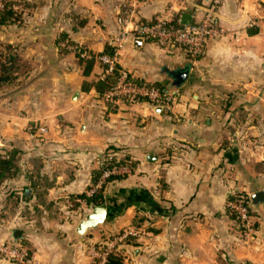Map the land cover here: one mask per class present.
<instances>
[{
  "label": "crops",
  "instance_id": "1",
  "mask_svg": "<svg viewBox=\"0 0 264 264\" xmlns=\"http://www.w3.org/2000/svg\"><path fill=\"white\" fill-rule=\"evenodd\" d=\"M8 1L0 152H20L15 184H32V214L48 215L0 225V240L27 244L32 261L23 264H96L90 245L125 229L138 234L121 246L123 264H264V206L251 207L248 235L227 207L234 193L264 189V0H221L216 23L225 32L196 58L149 39L136 46L128 33L182 12L199 18L208 0ZM60 35L95 55L117 50L123 70L171 100H107L93 85L99 60L84 72ZM105 153L126 156L128 170L104 187L105 222L79 236L80 195Z\"/></svg>",
  "mask_w": 264,
  "mask_h": 264
},
{
  "label": "built area",
  "instance_id": "2",
  "mask_svg": "<svg viewBox=\"0 0 264 264\" xmlns=\"http://www.w3.org/2000/svg\"><path fill=\"white\" fill-rule=\"evenodd\" d=\"M220 1L211 0L210 4L202 10L199 18L192 20L188 25H180L178 22L179 17L176 23L172 22L173 19L155 18L148 22H136L128 34L131 37L149 39L166 47L178 46L186 55L196 58L202 54L209 39L221 36L225 32V29L216 23V13ZM1 8L2 3L0 1V10ZM58 46L78 54V57L82 59H90L92 57L98 59L102 65L101 79L117 70L119 76L113 88L104 94L107 100L144 99L153 104L164 105H167L171 100L163 90L145 83H138L127 71L123 70L119 64V53L117 50H114L112 54L101 53L95 55L83 45L68 42L67 40L59 41ZM116 47H121V42L117 43ZM106 156L104 155L99 162L103 169L97 182L89 188L88 195L95 193L110 176L123 174L128 170L126 165L108 166ZM227 207L230 212L235 214L236 220L244 230L245 235H248L253 229L248 195L242 193L232 194V197L227 201ZM137 234V231L135 232L132 229L122 230L110 236L104 242L92 243L89 247L90 254L96 260V264H106L109 254L120 253L121 246L129 238ZM0 250L5 253L7 259L16 263L32 261L31 254L19 243L1 244Z\"/></svg>",
  "mask_w": 264,
  "mask_h": 264
},
{
  "label": "trees",
  "instance_id": "3",
  "mask_svg": "<svg viewBox=\"0 0 264 264\" xmlns=\"http://www.w3.org/2000/svg\"><path fill=\"white\" fill-rule=\"evenodd\" d=\"M2 3V8L0 10V24L2 23H7L8 21H10L11 19H14V12L12 10V6L11 3L8 0H0ZM177 19H173L172 22L176 23ZM250 33H254L255 30H249ZM64 37L62 35H60L58 37V40L60 41L61 39H63ZM58 41V42H59ZM106 54H112V51L109 52H104ZM78 57V54H76ZM79 61L81 64H83L84 66V72H87V70L90 68V65L92 64V62L94 61V58H90V59H82L80 57H78ZM8 69L6 66L2 65L1 66V73H0V81L2 80H7L8 77ZM119 74L117 72V70H114L111 74L106 75L104 78H100L98 79L93 85L96 89V91H98L100 93V95H104L106 92L110 91L117 78H118ZM138 83H143L142 81H137ZM145 83V82H144ZM147 85H151V86H155L157 88H159L160 90L162 89L161 85L158 84H148L145 83ZM19 154L20 152L16 149V148H11L7 151L4 152V154H0V183L3 180H6L8 178H13L15 177L18 173H19V166H18V159H19ZM107 156V165L108 166H119V165H123L126 164V156L121 157L116 159L115 156H112V154L109 153H105ZM133 163H129V167L132 168ZM103 167L99 166V169H97V172L95 174V176L93 177V181H92V186L97 182L101 171H102ZM117 177H122L121 175H112L109 178H107V180L95 191V193H93L92 195H88V194H81L80 197L83 198L86 203L90 204L91 202L93 203H101L104 201L103 198V190L104 187L107 183V181L111 180V179H115ZM33 188V185L30 184L28 187H23L22 188V192H21V196L19 197L20 201H27L30 199V197H28L31 189ZM18 198V196H17ZM35 208H37V206H35ZM106 264H123V257L121 256V254L119 253H111L108 256V260L106 262Z\"/></svg>",
  "mask_w": 264,
  "mask_h": 264
},
{
  "label": "rangeland",
  "instance_id": "4",
  "mask_svg": "<svg viewBox=\"0 0 264 264\" xmlns=\"http://www.w3.org/2000/svg\"><path fill=\"white\" fill-rule=\"evenodd\" d=\"M208 1H209L208 4H210L211 0H208ZM220 3H221V1L219 2L218 6L220 5ZM0 154H4V153L0 152ZM15 177L3 180L0 183V225L7 224V226H8L10 223L15 224L16 221L18 219H20V217H23V219L36 217L37 219L35 220V223H38V219L40 220L41 217H42V219H46L45 217H48V215L40 214V215L36 216V213L32 214V209H30V208H32L31 204H33L32 203V200H33L32 196H30V199L32 198V200L29 199L27 201H23V199H22L23 207L20 206L21 201L19 202V199H20L19 197L21 196L20 194L23 190L20 189V187H18L15 184ZM25 186L28 187L29 185H25ZM25 186L22 185V187H25ZM91 186L89 188H91ZM17 192H19V193H17ZM17 196H18V198H17ZM74 199L75 198H70V200L67 203H69L70 206L76 205V203H78V202ZM34 200L36 201L35 198H34ZM27 202H30L28 204L29 206L26 204ZM83 208L85 210L84 211L80 210V214H79L80 218H82L83 215L90 210V206L88 203L86 205H84ZM1 228H3V227H1ZM6 243H13V244L19 243V244H21V246L23 248L25 247L26 250H28L29 254H31V251L28 249L27 244L24 243L23 240L19 241V242H16L12 239L0 240V245L6 244ZM0 257L6 258L7 256H5V253L0 250ZM28 262H31V261H28ZM19 264H23V263H19Z\"/></svg>",
  "mask_w": 264,
  "mask_h": 264
},
{
  "label": "water",
  "instance_id": "5",
  "mask_svg": "<svg viewBox=\"0 0 264 264\" xmlns=\"http://www.w3.org/2000/svg\"><path fill=\"white\" fill-rule=\"evenodd\" d=\"M178 20L180 25H188L192 21V15L188 12H182ZM142 40V37H134L133 42L136 43V46H138V43L142 42ZM175 76L178 78L177 80L182 81L186 76V72L178 71ZM180 82H177L176 85H179ZM155 157L156 156L153 155H147L146 159L148 161H152L156 159ZM248 199L251 207L258 208L259 206H264V189L256 190L250 193L248 195ZM89 206L90 210L83 215L76 225L75 232L79 236H82L90 230L95 229L98 225L103 224L107 218L108 205L105 199L101 203L91 202ZM12 235L14 238H19L22 235V232L19 229H15Z\"/></svg>",
  "mask_w": 264,
  "mask_h": 264
}]
</instances>
